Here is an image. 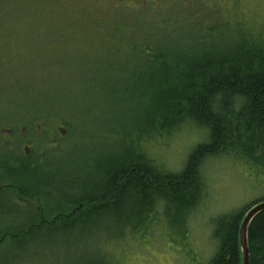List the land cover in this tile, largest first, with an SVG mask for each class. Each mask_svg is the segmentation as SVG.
Wrapping results in <instances>:
<instances>
[{"label":"rangeland","instance_id":"374dc122","mask_svg":"<svg viewBox=\"0 0 264 264\" xmlns=\"http://www.w3.org/2000/svg\"><path fill=\"white\" fill-rule=\"evenodd\" d=\"M122 1L0 0V26L22 12L32 25L17 34L0 30V177L30 140L34 159H46L45 176L58 175L64 186L90 183L96 169L118 165L137 149L178 173L208 142L209 134L193 125L172 133L140 125L146 101L139 90L164 82L163 69L178 66L173 58L147 64L140 51L154 46L151 27L162 20L179 24L155 46L161 52L173 46L175 55L193 57L204 44L206 54L219 55L263 48L264 0H191L201 6L196 12L180 0ZM187 12L195 19H185ZM214 26L217 32L207 34ZM61 116L69 124L50 125ZM201 174L205 190L189 213L164 204L149 210L142 201L96 207L89 226L62 233L54 229L66 204L55 193L23 200L8 188L11 181H0V264H209L219 248L214 221L264 200V165L231 153L207 158ZM32 224L40 226L37 235Z\"/></svg>","mask_w":264,"mask_h":264},{"label":"trees","instance_id":"16d2710c","mask_svg":"<svg viewBox=\"0 0 264 264\" xmlns=\"http://www.w3.org/2000/svg\"><path fill=\"white\" fill-rule=\"evenodd\" d=\"M23 13L7 18L0 30L9 29L6 33L17 34L31 27L27 17L20 15ZM189 13L184 18L195 19ZM200 17H204L201 20L205 19L203 14ZM162 21L151 27L157 39L154 46L150 45L140 52L147 64L166 65L169 62L166 59L173 58L178 66L163 69L164 82L139 90L140 96L146 101L140 113V125H145L147 132L160 130L171 133L183 125H193L209 134L208 142L195 147L185 167L178 173L163 170L154 164L144 150L137 149L136 153L129 154L118 165L113 161L105 168L96 169L90 183L72 182L68 186L58 183V175L53 178L45 176L49 172L45 157L34 159L31 152L27 156L21 151L20 155L12 157V171L0 177V181H11L8 188L17 192L23 200L40 199L45 190L55 193L58 200L66 204L57 210L61 212V223L54 229L56 232L89 226L96 208L90 205L92 203H107L110 208H123L126 203L138 204L142 201L149 210L164 204L189 213L203 196L205 182L201 166L209 157L235 153L253 164L264 165V47L219 55L206 54L205 44L201 48L196 44L193 57L175 55L173 46L161 52L155 46L163 45L179 24L178 20ZM116 23L117 20L113 25ZM124 26L136 29L131 24ZM214 29L215 26L207 29V34ZM130 49L137 51L133 39ZM143 74L147 72L143 71ZM65 119L61 116L60 122L42 123L69 124ZM43 124L39 125L42 131ZM30 142L22 146L31 148ZM4 147L11 148L9 144ZM260 201L263 200L255 201L254 204ZM252 205L238 212L221 215L214 221V236L219 248L209 264H242L239 228L242 216ZM77 210L81 214H74ZM48 212L47 220L50 221L53 219L51 208ZM30 227H34L30 234L37 235L40 226L32 224ZM248 243L250 264H264V210L249 226Z\"/></svg>","mask_w":264,"mask_h":264},{"label":"water","instance_id":"95a60500","mask_svg":"<svg viewBox=\"0 0 264 264\" xmlns=\"http://www.w3.org/2000/svg\"><path fill=\"white\" fill-rule=\"evenodd\" d=\"M264 210V200L252 205L242 216L239 228V242L241 248L242 264H250V253L248 243V230L254 218Z\"/></svg>","mask_w":264,"mask_h":264},{"label":"flooded vegetation","instance_id":"af4514ba","mask_svg":"<svg viewBox=\"0 0 264 264\" xmlns=\"http://www.w3.org/2000/svg\"><path fill=\"white\" fill-rule=\"evenodd\" d=\"M110 1H112V2H114V0H110ZM120 1H122V0H120ZM126 0H123L122 2H125ZM180 1H182L183 3H184V5L187 7L186 9H189V11L190 12H196V11H200L198 8L199 7H201V6H198V5H196V4H194L191 0H180ZM22 129H26V128H22ZM6 132H7V134L6 135H8V138H5L4 139V145H8L9 144V136H12V131L13 130H10V129H7V130H5ZM25 155H27V156H29V153H30V147L29 146H26L25 147ZM39 190V189H38ZM93 204L94 203H92V204H90L92 207H97V208H108L110 205L109 204H107V203H99V204H97V205H95L94 204V206H93ZM79 206V205H78ZM77 206V207H78ZM80 209L82 208L81 206L79 207ZM79 208H78V210H79ZM76 211L74 214H81V211ZM43 222H45L44 220H42V219H39L38 220V223H43Z\"/></svg>","mask_w":264,"mask_h":264}]
</instances>
